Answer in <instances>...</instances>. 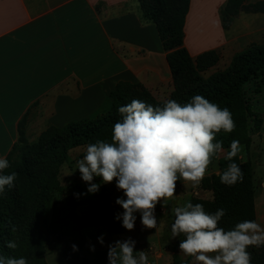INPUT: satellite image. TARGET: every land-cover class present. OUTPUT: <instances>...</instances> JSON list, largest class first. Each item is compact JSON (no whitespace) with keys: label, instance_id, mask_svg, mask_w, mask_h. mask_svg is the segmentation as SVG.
Returning a JSON list of instances; mask_svg holds the SVG:
<instances>
[{"label":"crops","instance_id":"0c3cea01","mask_svg":"<svg viewBox=\"0 0 264 264\" xmlns=\"http://www.w3.org/2000/svg\"><path fill=\"white\" fill-rule=\"evenodd\" d=\"M228 1H191L184 32L192 58L207 50L223 49L230 33L222 23ZM243 13L248 16L245 12L240 15ZM245 21L249 33L264 30V13H253ZM218 71L214 67L204 76ZM172 81L157 27L144 19L139 0H0V153L4 155L8 140L14 137L13 123L18 121L22 108L39 94H54L52 125L63 127L109 111L111 93L120 82L143 84L156 99H162ZM249 159L247 156L245 161ZM253 165L256 222L264 226V164L257 163L261 167L258 176ZM190 183L178 180L176 193L167 206L157 204V229L145 228L139 212L135 213L134 229L126 234L111 236L103 225L107 227L104 249L117 240L131 238L135 245L149 247V264H172L175 253L191 258L190 264H198L177 249L178 237L171 238L173 207L193 197L212 199V192L202 190L200 185L186 188ZM103 185L107 197L100 201L102 211L109 205L123 210L115 202V194L122 193L115 180ZM82 200L74 203L69 199L71 211L80 218L92 209Z\"/></svg>","mask_w":264,"mask_h":264},{"label":"trees","instance_id":"16d2710c","mask_svg":"<svg viewBox=\"0 0 264 264\" xmlns=\"http://www.w3.org/2000/svg\"><path fill=\"white\" fill-rule=\"evenodd\" d=\"M143 17L152 21L160 35L163 49L172 73L175 89L169 99L184 104L195 95H201L221 108H228L235 123L231 133L221 130L216 139L223 141V150L227 153L233 140H238L247 151L252 145L249 123L259 133L263 119L253 110L246 100V87L251 81L264 79V44L253 43L237 53L230 65L210 77L204 74L215 67L219 54L212 50L193 59L185 46L184 28L192 0H139ZM264 13V0H229L222 11L224 28L231 24L230 18L242 11ZM111 109L96 119L74 120L63 127L50 126L37 142L29 143L25 136L27 114L18 124L19 141L6 156L10 167L4 174L15 171V187L5 189L0 194V255L25 257L28 264H47L42 249L49 238L64 231V201L58 197L66 193L62 183V172L70 153L78 148H85L96 140L110 141L113 125L121 119L118 108L139 99L154 106H162L165 101H158L146 88L130 82H120L111 93ZM227 156V154H226ZM226 156L219 161V173L206 176L201 181V189L212 192V199L193 197L190 202L200 203L207 212L217 209L226 210L219 226L233 228L245 220L256 221V179L252 160L242 161L240 154L228 161ZM230 162H235L243 172V181L233 186L221 183L220 176ZM111 211L103 206L102 225L108 227L111 236L126 234L129 230L122 226V219L115 218ZM79 229H83L82 219L73 216ZM87 227L94 220L93 214L87 216ZM110 219H112L110 221ZM171 225L174 215L171 217ZM13 227L15 231H13ZM183 236L178 237L179 244ZM8 241H15L16 249H9ZM143 245H135V251L143 250ZM145 249V248H144ZM146 250V249H145ZM144 250V251H145ZM251 264H264V246L249 247ZM108 249H99L91 263L109 264ZM191 258L184 259L180 253L173 255L172 264H190Z\"/></svg>","mask_w":264,"mask_h":264},{"label":"clouds","instance_id":"9594fccd","mask_svg":"<svg viewBox=\"0 0 264 264\" xmlns=\"http://www.w3.org/2000/svg\"><path fill=\"white\" fill-rule=\"evenodd\" d=\"M118 113L121 119L113 125L110 141L89 143L83 158L76 161L75 170L88 183L89 193L100 188V184L93 183L94 177L102 178L104 183L115 180L117 189L124 193L115 201L124 210L116 219H122L125 229H134L137 212L145 228L157 229V204L167 206L176 193L178 180L199 187L213 157L223 151V141L216 139L217 134L235 129L232 114L201 95L184 104L168 99L162 106L133 99L120 106ZM241 151L239 141L233 140L226 159L232 161ZM10 166L6 158H0V194L15 187L18 174H4ZM220 180L233 186L243 181V172L230 162ZM171 211L175 217L171 238L183 236L181 253L198 264H251L249 247L264 246V226L254 220L239 222L227 230L220 227L226 215L223 208L210 213L200 203L186 202ZM98 240L103 245V236ZM135 243L129 238L108 245L109 264H149L147 253L135 251ZM6 246L18 247L15 241H8ZM72 247L77 250L76 245ZM0 264L28 261L25 257L0 255Z\"/></svg>","mask_w":264,"mask_h":264},{"label":"rangeland","instance_id":"374dc122","mask_svg":"<svg viewBox=\"0 0 264 264\" xmlns=\"http://www.w3.org/2000/svg\"><path fill=\"white\" fill-rule=\"evenodd\" d=\"M242 12L247 13L248 16L244 17V13L242 15H240V13L234 18H230L231 24L228 28H224V22L222 19L223 28L230 33L229 35H227L226 43H223V49L214 50L219 54L221 58L219 63L215 66L219 71L225 70L230 65L233 59L232 56L234 54L236 55L237 52L242 51L253 43L260 45L264 44V30L254 33L248 32L245 19L251 17L253 13L249 12L248 10ZM208 51L212 50H207L203 53H206ZM137 85H140V87L142 88H146L143 84L139 83ZM174 89L175 86L174 82L172 81V83H170V88L166 90V93L162 96V99L157 100H168L171 97ZM246 92L247 102L252 104L253 110L261 115L263 124L261 131L257 133L253 129L254 123L250 121L248 128L250 129L249 134L252 138V145L249 151H247L244 145H241L242 151L239 154L242 161H245L247 159V156L251 158L253 163H255L256 165L258 176L260 174L261 167H257V163H261L262 166L264 164V79L260 81H251L246 87ZM39 95L22 108L21 115L17 117L18 121L16 120L15 123H13L14 137H12V140H8V143L10 142V144L8 145V150L5 155L3 153H0V158H6L8 152L19 141L20 133L19 131H17V126L19 121L22 120L26 114L27 122L25 125V136L29 143L37 142L40 135L46 129L52 126L51 120L52 116L55 114L54 94L46 92L40 96ZM107 112L92 115L90 119H96L98 116L103 115ZM259 152H261L262 155L259 154ZM84 154L85 148H78L73 150L70 153L69 160L63 169L62 183L66 187V193L63 196L58 195V197L59 199L61 198L62 201H64L63 219L65 227L64 231H62L61 233L52 235L42 249L43 257L47 264H92L91 262L95 256V252L98 249H104V247L106 246L107 227H104L102 225V209L100 207V201L102 198L107 197V193L105 191L102 178L100 177H94L93 180V183L100 184L99 190L96 193H89L87 191L89 186L88 183L82 180L79 170H75L76 161L83 158ZM226 154L227 152L223 150L213 157L212 162L209 164L208 170L205 174L206 176H210L219 171V161L222 160V158H224ZM186 188L194 189L191 183L187 185ZM79 196L81 197V199H79ZM115 196L116 198H122L124 197V193H116ZM204 197L211 198V195H204ZM69 199H71V202L74 203H77L79 202L78 200L83 199L87 202V207H92V209L90 210L91 212L93 211L92 213L88 210H85L88 211L87 213H91L95 217V220L90 224L92 226L88 228L86 225L87 213H80L81 215L85 216L81 218L83 221V229H79L78 224L73 218L75 214L71 211ZM106 208L111 211L112 215L114 214L113 218H115V215L122 214L124 211L119 207L111 205ZM111 220L112 219H110V221ZM101 236H103L104 239L103 245H101L98 240V238ZM73 245H76L77 250H73ZM143 247L146 249L145 250L144 248H142L143 251L145 250V252L150 255L151 250L149 249V247L146 245H143Z\"/></svg>","mask_w":264,"mask_h":264},{"label":"water","instance_id":"95a60500","mask_svg":"<svg viewBox=\"0 0 264 264\" xmlns=\"http://www.w3.org/2000/svg\"><path fill=\"white\" fill-rule=\"evenodd\" d=\"M92 264H94V263H92Z\"/></svg>","mask_w":264,"mask_h":264}]
</instances>
